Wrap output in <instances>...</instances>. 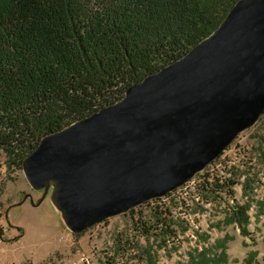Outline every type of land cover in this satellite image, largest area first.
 I'll use <instances>...</instances> for the list:
<instances>
[{
  "label": "water",
  "instance_id": "obj_1",
  "mask_svg": "<svg viewBox=\"0 0 264 264\" xmlns=\"http://www.w3.org/2000/svg\"><path fill=\"white\" fill-rule=\"evenodd\" d=\"M263 115L264 0H239L182 59L45 136L23 171L44 192L36 206L51 192L81 234L184 187Z\"/></svg>",
  "mask_w": 264,
  "mask_h": 264
},
{
  "label": "trees",
  "instance_id": "obj_2",
  "mask_svg": "<svg viewBox=\"0 0 264 264\" xmlns=\"http://www.w3.org/2000/svg\"><path fill=\"white\" fill-rule=\"evenodd\" d=\"M238 1L0 0V153L23 166L45 136L118 103L131 86L182 59ZM209 175L206 194L234 198L235 180ZM233 210L227 223L246 235L245 207ZM155 215L153 226L141 228L176 234L168 208L158 205ZM219 247L226 260L225 244ZM209 253L202 264H211Z\"/></svg>",
  "mask_w": 264,
  "mask_h": 264
},
{
  "label": "rangeland",
  "instance_id": "obj_3",
  "mask_svg": "<svg viewBox=\"0 0 264 264\" xmlns=\"http://www.w3.org/2000/svg\"><path fill=\"white\" fill-rule=\"evenodd\" d=\"M226 152L219 168L212 164L193 184L81 234L67 229L51 192L36 206L44 192L32 189L23 166L1 152L0 264H202L206 251L211 264H246L251 258L264 264V115ZM208 175L210 181L216 175L235 180L234 198L206 194L201 186ZM158 205L169 209L175 235L141 228V222L155 224ZM236 206L246 209V235L236 222L227 223Z\"/></svg>",
  "mask_w": 264,
  "mask_h": 264
},
{
  "label": "built area",
  "instance_id": "obj_4",
  "mask_svg": "<svg viewBox=\"0 0 264 264\" xmlns=\"http://www.w3.org/2000/svg\"><path fill=\"white\" fill-rule=\"evenodd\" d=\"M239 137H240V136H239ZM239 137H238V138H239ZM238 138H237V139H238ZM233 144H234V143H233ZM233 144L231 145V147L233 146ZM231 147H230V148H231ZM230 148H229V150H230ZM226 154H227V152L224 153V155H222L221 158L217 159V160L213 163V165H216V167L219 168V166H221L222 163L218 165L217 162H219L221 159H223V158L225 157ZM220 162H221V161H220ZM213 165H212L211 167H213ZM211 167H208L204 172H206L207 170H209ZM202 173H203V172H202ZM193 180H194V179H193ZM193 180H192L190 183H188V184H193V183H194ZM188 184H187V185H188ZM187 185H185V186H187ZM185 186H184V187H185ZM184 187H182V188H184ZM182 188H180V189H182Z\"/></svg>",
  "mask_w": 264,
  "mask_h": 264
},
{
  "label": "bare ground",
  "instance_id": "obj_5",
  "mask_svg": "<svg viewBox=\"0 0 264 264\" xmlns=\"http://www.w3.org/2000/svg\"><path fill=\"white\" fill-rule=\"evenodd\" d=\"M226 151H227V150H226ZM226 151H225L224 153H226ZM224 153H223V154H224ZM223 154H222V155H223ZM220 158H221V157H220ZM212 164H213V163H212ZM212 164H211V165H212ZM211 165H210V166H211ZM208 167H209V166H208Z\"/></svg>",
  "mask_w": 264,
  "mask_h": 264
}]
</instances>
